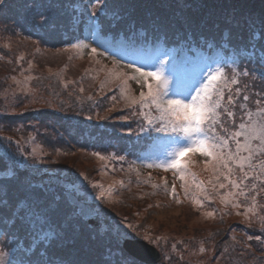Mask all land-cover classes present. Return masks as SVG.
<instances>
[{
  "label": "trees",
  "instance_id": "obj_1",
  "mask_svg": "<svg viewBox=\"0 0 264 264\" xmlns=\"http://www.w3.org/2000/svg\"><path fill=\"white\" fill-rule=\"evenodd\" d=\"M7 4L0 12V141L10 137L18 140L27 135L43 137L41 143L49 151V157L40 167L37 160L28 158L29 170L33 172L32 165L38 167L37 172L42 175L56 168L66 170L62 183L77 186L85 197L94 198L101 193L100 172L121 182L125 168L134 167L151 144L139 129L142 125L147 127L144 114L155 119L154 115L146 113L148 108L142 112L139 104H123L119 86L98 92L99 87L94 89V85L87 82L91 76L70 78L64 72L66 65L62 68L57 61L56 64L45 62L40 56L71 48L69 42H76L75 37L81 33L70 27L69 21L75 18V23L86 32V23L82 21L87 20L89 11L99 8L97 0H7ZM107 4L108 14L101 13L99 21L108 33L107 38L123 44L129 55L123 59L105 55L106 58L127 66L126 61L142 60L145 70H153L151 57L159 50H168L176 55L182 68L191 69L199 62H206L213 66L219 63L229 75L233 69L248 71V76L239 77V86L242 91L247 88L246 94L252 98L249 110L255 111V97L264 90V78L260 75L264 65L258 62L264 55L261 52L264 32L260 30L264 0H107ZM113 9L126 11L128 15L110 29ZM42 12L56 19L55 30L34 26L33 20L40 19ZM249 16L256 20L255 37L250 35V22L245 23ZM129 25H132L131 30ZM228 29H231L230 35ZM45 68L48 70H43ZM165 75L171 76L167 66ZM172 84H176L175 79ZM136 85L141 92V86L137 82ZM240 115L238 111L237 123ZM228 127L231 132L232 125ZM0 157L4 155L0 153ZM68 157L73 159H66ZM19 169L25 182L43 193L41 202H50L55 210L52 218L60 226V239L54 248L66 264H117L120 258L115 250L118 224L120 227L130 225L127 231L141 236L147 233L153 238L159 237L152 245L163 256L160 264H192L194 257L201 264H264V243L248 245L242 236L239 240L233 237L231 225L227 227L224 221L211 224L213 222L198 213L205 209L218 211L217 201L221 200L225 189H214L212 183L204 186L210 199L204 200V193L198 195V200L204 201L197 211L198 222L183 226L181 221L180 238L166 240L162 238L165 227L161 225L158 230L152 227L155 210H149L139 221L135 219L133 205H140L142 209L144 200L140 202L126 188L118 190L114 186L113 192L117 200L122 201L123 208L114 206L113 202L105 203L98 207L101 217L98 213L86 217L71 204L62 187L65 184L54 183L44 188L38 183L40 179L32 177L33 173ZM4 171H13V166L8 160L0 159V181L6 179ZM131 177L138 181L137 177ZM221 182L224 183L223 178ZM148 191L145 200L154 205L155 192ZM257 200L264 202V193ZM119 210L121 215L115 213ZM199 215L204 221H199ZM14 221L15 217L0 214V256L9 257L10 264H20L21 260L32 257L37 241L23 230L18 232L13 227ZM224 248L228 252L218 255Z\"/></svg>",
  "mask_w": 264,
  "mask_h": 264
},
{
  "label": "snow or ice",
  "instance_id": "obj_2",
  "mask_svg": "<svg viewBox=\"0 0 264 264\" xmlns=\"http://www.w3.org/2000/svg\"><path fill=\"white\" fill-rule=\"evenodd\" d=\"M99 8L89 11L86 21L87 31H83L80 25L75 23V18L69 21V25L80 31V36L75 37L76 42H69L71 48H90L91 53H98L123 59L129 55L127 48L123 44L114 43L109 40L108 33L105 32L103 24L99 21V16L108 14L107 0H97ZM8 7L7 0H0V12ZM40 19L33 20L34 26L41 29L57 27V21L47 13H40ZM128 15L126 11L113 9L112 19L109 28L118 26ZM250 22V35H257L256 20L249 16L245 23ZM132 25H129L131 30ZM260 30L264 32V16L260 17ZM124 32V29H120ZM229 35L231 29H228ZM117 36L119 33L116 34ZM91 44L96 46L92 47ZM264 52V48H261ZM153 70H145L137 66L135 59L128 62V67L132 68L136 75L131 79L141 86L142 90L139 97H132L121 92L124 99L130 105H141L143 108L154 110L155 119L149 118L144 114L147 127L141 126L139 131L143 133L155 132L168 134L175 137L177 141L183 140L184 143L174 148L167 154V158L159 160L158 163L148 164L147 167H160L165 171L174 170L181 173L179 179L183 182L185 194L189 193L190 185L185 180L188 174L189 161L184 157L189 154L199 153L208 158L211 170L215 177L212 183L214 189H225L230 187L225 195H221V200L230 203L232 207H240L239 197L245 200L251 199L252 206L255 207L257 197L264 193V90L256 95L255 111L249 110V102L252 99L245 87L241 90V75L248 76V71L233 69L229 75L224 67L219 63L213 66L212 63H204L191 69L182 68L177 63V57L171 51L159 50L156 55L151 57ZM264 65V55L258 60ZM167 71L171 76L165 75ZM264 78V71L260 73ZM175 79L176 86L169 88L172 80ZM230 85L235 86L230 87ZM146 88V91L143 89ZM83 91V89H81ZM115 97H113L114 99ZM240 112V122L237 123V112ZM232 125L229 131L228 125ZM131 131V130H129ZM161 137H152L154 142H159ZM232 145H235L233 148ZM100 159H105L100 153H95ZM154 153H147L146 158H152ZM0 159L11 160L13 171H4V181H0V214H7L9 218L15 217L13 227L17 231L23 230L25 234L31 235L37 241L36 250L32 257L21 260L20 264H66L64 258L55 250L54 245L60 239V226L52 218L55 211L51 208V203L43 200V193L31 188L25 182V177L21 175L17 166L18 162L11 157H0ZM122 159V157H121ZM259 160V163L257 162ZM7 168V164H5ZM251 173V174H250ZM83 175V174H80ZM191 185L204 193V200L210 199L204 183L198 181L195 173H191ZM227 182V185L221 181ZM233 177H236L235 179ZM86 179V177H85ZM255 181V183H251ZM122 183V182H121ZM250 184V186H249ZM243 185V187H242ZM156 187V185H153ZM247 189V191H245ZM13 192L17 195H13ZM101 192V196H103ZM172 195L176 196V189L173 185ZM203 205V200L194 201ZM252 212L248 208L244 215ZM239 214V213H238ZM214 215L213 212L208 213ZM129 227H131L129 225ZM43 233V235H41ZM55 237V239H53ZM159 237L153 238L145 233L141 236L135 231H127L121 228L117 230L115 238V250L120 253L117 264H154L150 258L148 245L156 244ZM253 239L252 236L248 237ZM255 239L260 241L261 236ZM140 245L145 249L143 255L132 256L126 254L130 246ZM174 247V246H173ZM201 251H204L202 248ZM228 252L227 248L221 250L218 255L223 256ZM75 264V262H68Z\"/></svg>",
  "mask_w": 264,
  "mask_h": 264
},
{
  "label": "rangeland",
  "instance_id": "obj_3",
  "mask_svg": "<svg viewBox=\"0 0 264 264\" xmlns=\"http://www.w3.org/2000/svg\"><path fill=\"white\" fill-rule=\"evenodd\" d=\"M92 47L94 46L92 45ZM40 56L43 57L45 62L51 61L56 64L57 61L62 68H64V65H66L64 72L65 75L70 78H84L91 76L90 79H87V82L94 85V89H97L96 86L99 87L97 89L98 92H108L109 89H112V87L119 86L120 92L121 88H123L124 93L132 97H139L140 90L136 89V81L131 79L132 76L136 75L134 70L129 68L127 65L116 64L112 62L106 58L105 55L91 53L90 48H68L55 54L41 53ZM135 61L137 66H141L146 69V64L144 61L136 59ZM202 63L204 64L206 62ZM202 63H197V66L202 65ZM43 70L47 71L48 69L45 68ZM175 86L176 84L170 83L169 88L172 89ZM122 98L123 104L130 105L128 101L124 99L123 94ZM139 106H137V108ZM146 113H153L154 118L156 115H158L155 114L154 111L150 110H146ZM143 134L144 137L150 140L151 144L146 147L141 157L135 161L134 167L125 168V173H122V183H117L112 177L110 178L105 173L100 172L98 174V180L101 184V192H103L104 195L101 196L100 193V195H97L94 198L85 197V194H83L82 190L77 186L62 183L61 178L63 177L66 170L56 168L55 170L47 171L43 175L37 172L38 167L47 161L46 157H49V151L46 150L41 143L43 137L35 138L32 135H27L26 137H22L18 140L11 137L3 139L0 141V153H2L4 157H11L17 161V166L27 171H30L28 158L37 160L38 167L32 165L33 172L30 171L33 173L32 177L35 180L40 179L38 183L44 186V188H47V186H51L54 183L58 185L65 184L62 187L67 191L71 204L75 206L76 211H80V214L83 216L94 217L98 213V216L101 217L102 215L98 207H101L105 203L113 202L114 206L118 205L119 208H123L124 205L121 204L122 201L117 200V196H114L113 193L116 189L114 186H116L118 187V190L126 188L127 192L134 193L135 197L139 201L140 199L144 200L142 202L140 201L143 204L142 209H139L138 206L140 205H133L132 211L135 213L136 220L139 221V219L144 218L149 210H155L152 227L154 230H158L161 225L162 227H165L163 229L165 236L162 238H165L166 240L180 238V222H183V226H188L189 224L192 226L198 220L199 213L204 217V219H208L210 222H213L211 224L224 221V225L227 227L231 225V232L235 239H238L239 236H242L248 245L253 242H257L258 244L264 243V202L257 200L255 207H253L250 198L245 200V197L241 196L237 201L241 204L240 207L234 208L230 203H225L224 201L220 200L217 201V212H214L212 209H205L204 211L199 212L198 209L201 206L199 203L194 201L198 200V195H201L202 193L199 189L195 188L194 185H191L192 178L190 174L195 173L197 180L202 181L204 186H208L209 181L215 182V177L213 176L211 164L208 162V158L200 155L199 153L189 154L188 156L184 157V159L189 161L188 174H185V180L188 182L190 187L189 193L186 195L184 187L182 186L183 182L179 179L181 173L171 169L165 171L160 167H147L148 164L152 163L151 160L153 162L158 161L157 157H159V160L166 159L167 154L180 144L184 143V141H177L175 137H169L168 134L164 133L153 134L152 132H148ZM157 136L161 137L160 141L158 143L153 142L152 137ZM232 147L234 148L235 145H232ZM147 153H154L155 155H153L152 158H146ZM66 159L73 158L68 157ZM259 160H264V157L259 158ZM259 160L257 161L258 163ZM8 161L13 166L11 160ZM64 163L67 165L66 162ZM78 164L83 167L82 162L78 161ZM132 175L137 177L138 181L135 182L132 180ZM222 178L223 177H221V180ZM225 182L226 181H224V183ZM153 185H156V187H153ZM173 185L176 189L175 197L172 195ZM148 190L155 192L152 195L154 197V205H151L145 200V194L149 193ZM220 190L224 191V189ZM228 191H232V189L226 186L225 193L223 195H225ZM113 197H115L116 200H113ZM250 207L252 208V212L248 213L247 216L244 215L246 210ZM209 212H213L214 215L209 216ZM115 213L120 215L122 214L120 210L115 211ZM199 219V221H204L200 215ZM117 227L124 230L129 228L128 226L120 227L119 224ZM249 236H252L253 239L249 240ZM256 236H261L262 239L257 241L255 239ZM10 263L11 259L9 257L0 256V264ZM192 264L201 263L198 261L197 257H194Z\"/></svg>",
  "mask_w": 264,
  "mask_h": 264
},
{
  "label": "water",
  "instance_id": "obj_4",
  "mask_svg": "<svg viewBox=\"0 0 264 264\" xmlns=\"http://www.w3.org/2000/svg\"><path fill=\"white\" fill-rule=\"evenodd\" d=\"M148 248L150 249V258L154 261V264H158L162 261V256L157 248L152 246L151 244L148 245ZM145 252V249L140 246H130L129 251L127 252L128 255L132 256H140L143 255Z\"/></svg>",
  "mask_w": 264,
  "mask_h": 264
}]
</instances>
